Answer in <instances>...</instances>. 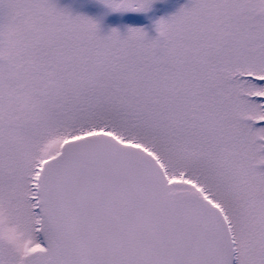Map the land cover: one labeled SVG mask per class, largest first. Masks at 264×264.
<instances>
[{
  "label": "snow or ice",
  "instance_id": "snow-or-ice-1",
  "mask_svg": "<svg viewBox=\"0 0 264 264\" xmlns=\"http://www.w3.org/2000/svg\"><path fill=\"white\" fill-rule=\"evenodd\" d=\"M161 2L0 0V264H264V0Z\"/></svg>",
  "mask_w": 264,
  "mask_h": 264
},
{
  "label": "rangeland",
  "instance_id": "rangeland-1",
  "mask_svg": "<svg viewBox=\"0 0 264 264\" xmlns=\"http://www.w3.org/2000/svg\"><path fill=\"white\" fill-rule=\"evenodd\" d=\"M54 2L63 9H67L73 14H83L87 16L99 15L101 9L95 4V0H54ZM190 0H162L161 3L156 5V11L153 13V18L158 20L166 18L175 14L181 7L189 4ZM119 23H126L127 18H116L109 16L105 21V26L114 27ZM149 22L144 19H137L134 26H143Z\"/></svg>",
  "mask_w": 264,
  "mask_h": 264
}]
</instances>
